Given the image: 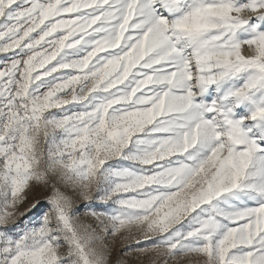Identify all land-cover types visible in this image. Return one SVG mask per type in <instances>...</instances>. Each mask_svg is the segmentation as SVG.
<instances>
[{"label":"snow or ice","instance_id":"obj_1","mask_svg":"<svg viewBox=\"0 0 264 264\" xmlns=\"http://www.w3.org/2000/svg\"><path fill=\"white\" fill-rule=\"evenodd\" d=\"M110 240L264 264V0H0V264Z\"/></svg>","mask_w":264,"mask_h":264},{"label":"rangeland","instance_id":"obj_2","mask_svg":"<svg viewBox=\"0 0 264 264\" xmlns=\"http://www.w3.org/2000/svg\"><path fill=\"white\" fill-rule=\"evenodd\" d=\"M45 195V191L43 189L37 190L35 191L32 195H30V199L33 198H37V199H43ZM86 203L85 201H79V204H84ZM85 211V209L81 208V215H83V212ZM33 218H35V216L33 215ZM20 220H23V218H19ZM86 222H90V221H86ZM109 243L112 244V256H111V260L113 262L117 261L118 259H124L127 261V264H149V258L147 256H141L139 257V259H137L136 255H130V256H124L123 253V249L126 247V245L121 242V241H116V242H112L111 240L109 241Z\"/></svg>","mask_w":264,"mask_h":264}]
</instances>
